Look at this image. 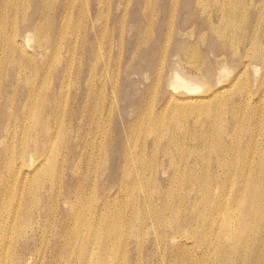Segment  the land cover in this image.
I'll return each instance as SVG.
<instances>
[{
  "label": "rangeland",
  "instance_id": "1",
  "mask_svg": "<svg viewBox=\"0 0 264 264\" xmlns=\"http://www.w3.org/2000/svg\"><path fill=\"white\" fill-rule=\"evenodd\" d=\"M5 1L10 7L9 2L19 3L21 0ZM163 1L46 0L47 24L52 31L56 29V57L50 50H44L34 55L29 64L8 60L10 64L0 76L1 93L11 94L13 89L9 87L17 85L20 88L27 81L29 87L26 88L37 86L44 76L39 64L48 62L45 83L38 90L42 97H48L33 112L39 123L32 129L38 127V131L31 129L26 132L19 126L24 120L20 102L25 92L17 90L7 103L0 100V144L7 145L13 167L11 171H6L4 160L0 159V264H191L189 255L174 262V256L164 252L165 243L158 245L154 242L157 238L151 232V216L157 214L159 207L154 199L160 195L156 180L165 182L168 174L158 169L153 177L151 165L167 171L177 158L176 155L168 158L159 149L167 142L166 138L158 139V148L152 146V135L146 132L156 127L158 132L170 137L180 127L192 122V119L185 121L183 118L174 121L163 118L157 124L152 121L157 117L165 97L162 90L166 87L165 80L159 78L164 76L163 66L169 58L176 64L172 76L179 77L187 85L199 86L196 93L208 87L207 81H197L191 77L193 71L188 68V59L164 55L171 43L187 39L194 44L196 38L182 31L181 37L172 35V39L165 27L167 20L173 24L178 19H184L189 11L198 14L214 0H198V3L197 0H188L183 8L180 0H175L174 14L172 10L168 14V10L158 5ZM29 4L26 13L32 15L34 1L29 0ZM230 8L225 5L224 11L233 10L237 17L232 20L222 17L219 21H232L233 31L237 34L244 16L237 9V2H234V6L230 4ZM10 9L14 10L13 7ZM52 15L56 16V26L50 24ZM163 15H168L164 21V35L155 31ZM3 16V12H0V19ZM189 25L191 29L196 24L192 21ZM19 27L20 22H11L9 32ZM52 31L42 32V37L51 40ZM26 39L31 51L42 40L33 31L27 34ZM155 44L162 47L158 67L153 71L143 68L141 74L134 72L132 65L136 56L141 54V58L147 57L152 62L150 56ZM197 45L202 49L204 42H197ZM235 67L234 62L222 65V70L218 71L219 83H225L232 77ZM252 76L249 70L237 85L256 82L252 81ZM112 90H115L114 94ZM174 91L180 95L185 89L178 87ZM143 93L145 104L136 117L133 109ZM149 102L152 105L146 106ZM237 111V107L230 106L226 113L215 112L212 115L214 121H218V127L231 130L229 123ZM47 117L51 122L50 135L43 132V122ZM143 119L149 122L143 127L144 137H141L126 123L137 122L138 125ZM97 120L100 121L98 125ZM114 132L122 134L120 142L111 138ZM121 143H128L126 148L138 154L128 162L126 170H117L115 162L117 155L114 151ZM42 146L54 159L56 176L49 174L46 166L32 174L31 178L38 185L34 183L29 187L25 201L21 198V188L14 182L24 168L36 161ZM19 152L23 153L27 166L15 160ZM153 154L158 155L155 160L151 158ZM247 155L252 157L251 154ZM91 160L98 174L96 180L93 174L91 178L85 176ZM128 173L139 174L140 183H132L133 176ZM79 187L85 189L87 196L76 207L78 215L75 216L69 207ZM176 187L179 193L184 192L179 184ZM103 203L108 208L107 218L114 226L102 230L96 210ZM225 203L232 205L231 201ZM147 212L149 219L142 216ZM16 217L21 220L17 221ZM129 230L133 236L126 238L124 234ZM105 232H112L117 237H103ZM149 232V239L144 238ZM174 243V240L167 242L171 245ZM197 257L210 261L218 255L206 252ZM252 257L264 261V244L260 252L252 253ZM220 264L238 262L230 259Z\"/></svg>",
  "mask_w": 264,
  "mask_h": 264
},
{
  "label": "bare ground",
  "instance_id": "2",
  "mask_svg": "<svg viewBox=\"0 0 264 264\" xmlns=\"http://www.w3.org/2000/svg\"><path fill=\"white\" fill-rule=\"evenodd\" d=\"M33 1L32 15L26 13L30 6L29 0H21L19 3L9 2V6L14 10L8 7L5 0L0 3V12L4 14L0 19V76L7 70L9 61L29 64L34 55L44 50H50L56 57V29L52 31V27L47 24L46 0ZM233 1L237 2V9L244 16L243 24L237 34L233 31L232 21H219L222 17L229 20L237 17L233 10L224 11L225 5L228 9H231L230 4L234 6ZM187 2L188 0H180L181 8L185 7ZM158 5L163 10H168V14L171 10L174 14L176 10L175 0L173 4L171 0L169 2L165 0ZM263 14L264 0H214L198 14L189 11L184 15V19H178L173 24L167 20L165 29L167 28L171 37L172 35L181 37V32L185 31L188 36L196 38V43L191 44L187 39L173 42L167 51H164V55L188 59V68L193 71L191 77L197 81L205 80L208 84V87L196 93L199 86L187 85L179 77L172 76L171 72L176 70V64L169 58L163 66L164 76L159 78L165 80L166 87L162 89L165 97L157 117L152 121L157 124L163 118H168L170 121L183 118L185 121L192 119V122L180 127L170 137L158 132L156 127L146 132L152 135V146L158 148V139L166 138L167 142L159 149L166 157L176 155L177 158L167 171L151 165L153 177L158 169L161 173L168 174L165 182L156 180L160 195L154 201L159 208L156 210L157 214L151 216L153 218L151 232L157 238L154 239L155 243L158 245L165 243L164 252L174 256V262H178L184 255H189L192 259L191 264H220L230 259H235L238 264H264V261L258 257L255 259L252 257V253L260 252L261 245L264 244V17H261ZM167 17L168 15L160 17V21L155 26L157 33L161 34L164 31V21ZM49 21L51 25L56 26V16L52 15ZM192 21L196 24L194 32L193 27L189 29ZM11 22H20L19 29H15L12 33L9 32ZM31 31L37 38H42L34 46L33 51L26 45L27 34ZM48 31H52L51 40L42 37V32ZM197 42H204L202 49L198 48ZM235 48L239 50L235 51ZM161 53L162 47L159 48V45L155 44L150 56L152 62L147 60V57L141 58V54L135 55L136 60L133 61L132 70L138 74L142 73L143 68L153 71L159 65ZM228 62L236 64L234 75L225 83H219L218 71ZM39 65L42 68L41 75L44 76L37 86L26 88L29 87L27 81L25 86L20 88L17 85L9 87L13 89L12 93L5 94L1 93L0 85V100L4 103L9 102L17 90L25 92L20 102L24 120L19 126L23 132L38 125L39 121L34 117L33 112L48 97V95L46 98L42 97L38 91L45 83L48 62ZM249 70L253 75L252 81H257H253L252 84L247 82L244 86L237 85ZM158 74L161 75V72L159 71ZM247 86L250 88H244ZM178 87H183L185 92L177 94L174 89ZM112 93L114 94L115 90H112ZM54 101L56 102V94ZM144 104L145 93L141 95L139 103L133 109L136 117ZM148 105L152 104L149 102L146 106ZM230 106L238 108L229 123L232 129L218 127V121H214L212 114L226 113ZM47 110L49 111L50 108ZM148 122L149 120L143 119L138 125L137 122L126 124L131 130L139 132L141 137H144L143 127ZM99 123L100 121L97 120L96 124ZM50 124L47 117L43 122L44 134L50 135ZM32 131H38V127H34ZM121 135L114 132L111 138L115 142H120ZM30 145L33 148L32 142ZM127 145L129 144L121 143L114 151L117 155L115 161L117 170H126L128 162L134 155H138L133 154L132 149L128 150ZM37 154L36 161L24 168L14 182L21 188V198L25 201L29 187L34 183L38 185V182L31 178L32 174L46 166L49 174L56 176L51 154L45 151L43 146ZM247 154H251L252 157ZM157 157V154L151 156L152 160ZM0 159L4 160L5 170L11 171L13 167L7 145L0 144ZM16 159L20 160L23 166H27L22 152L17 154ZM94 168V162L91 160L86 168V178H91L93 174L94 179H97L98 174ZM128 175L133 176L132 183H140L139 174L128 173ZM100 178H103L102 175ZM180 181L182 183H178ZM178 184L184 189L183 193L178 192L176 187ZM86 196L87 192L82 187L74 193V199L69 207L72 215H78L76 207L85 201ZM229 201L232 205L225 203ZM224 208L227 211L223 212ZM96 213L101 221L102 230L107 226H114L107 218L108 208L105 203L97 208ZM142 216L148 217L150 214L147 212ZM16 220L19 221L21 218L16 217ZM124 236L130 238L133 233L129 230ZM149 236L150 232L144 238L149 239ZM103 237L116 238L117 235L105 232ZM168 240H174L175 243L167 244ZM206 252L216 253L218 257L210 261L197 257Z\"/></svg>",
  "mask_w": 264,
  "mask_h": 264
}]
</instances>
